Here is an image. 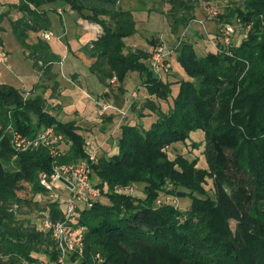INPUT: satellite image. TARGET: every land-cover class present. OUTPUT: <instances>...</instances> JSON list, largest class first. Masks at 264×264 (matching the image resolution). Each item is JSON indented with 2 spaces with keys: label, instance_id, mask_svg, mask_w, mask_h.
I'll return each mask as SVG.
<instances>
[{
  "label": "trees",
  "instance_id": "obj_1",
  "mask_svg": "<svg viewBox=\"0 0 264 264\" xmlns=\"http://www.w3.org/2000/svg\"><path fill=\"white\" fill-rule=\"evenodd\" d=\"M161 1L169 6L164 14L174 24V33L194 20L200 1L208 0ZM120 3L17 0L9 5L22 13L10 22L12 33L28 51L40 80L48 84L30 93L0 84V264H58L60 252L51 232L18 220L14 208L29 205L30 200L19 195L26 186L33 196L47 194L39 179L52 174L55 164L87 159L81 127L75 120L59 119L61 108L49 102L58 97L59 71L54 67L62 57L44 39L28 41L30 32L49 30V11L39 9L44 4L68 9L101 27L89 46V57L96 60L91 72L107 89L117 84L121 95L127 76L137 73L149 96L142 111L153 117L145 119L143 113L137 123H123L118 153L97 156L91 165V182L95 179L92 183L106 202L100 197L91 208L77 209L73 226L81 230L83 254L71 253L67 259L77 264H264V0H245L223 17L225 24L236 17L246 30L240 43L220 45L203 57L190 44L181 45L176 61L187 79L175 82H164L151 72L152 50L126 47L123 40L136 33V22ZM148 44L155 45L153 40ZM158 101L168 103L167 109ZM144 120L150 122L147 127ZM47 128L63 137L58 157L44 146L26 151L13 147V132L34 139ZM195 132L202 133L193 147L201 148L204 164L181 154L171 159L167 149L185 143ZM207 181L212 197L205 189ZM134 184L144 185V198L114 192ZM163 192L189 198L188 209L157 206ZM43 211L53 223L64 220L58 202ZM97 252L101 262L94 259Z\"/></svg>",
  "mask_w": 264,
  "mask_h": 264
},
{
  "label": "rangeland",
  "instance_id": "obj_2",
  "mask_svg": "<svg viewBox=\"0 0 264 264\" xmlns=\"http://www.w3.org/2000/svg\"><path fill=\"white\" fill-rule=\"evenodd\" d=\"M245 0H208V1H200L198 7L194 11V20L189 23L187 27L182 25L175 28L174 33L172 32L173 23L171 20L167 18L164 14L169 10V6L161 0H121L120 7L123 10L128 11H135V14L138 19L146 21L148 20L149 14L150 19L153 21L152 25L142 26L140 27L142 30H146L147 38L154 41L155 45L164 44L166 48L172 50V59L177 56L181 45L183 44H190L194 52L197 56L201 57L208 53H215L218 50L220 45H226L223 41V30L225 26L224 16H226L231 9H235L236 7H241ZM40 10L42 11H49L47 18L50 22L49 30L47 31L46 35L48 38L42 36L41 39L47 41L54 52H63V54L67 55V50L70 49L69 42L71 41V35L65 33V31H61L60 28L63 24L66 23L65 11L61 8L56 7V5H41ZM7 13V14H5ZM21 12L17 11L15 8H10L6 6L5 9L0 7V16L4 15L2 21L0 22V27L3 30L0 32V38L2 43L0 44V52L3 51L6 53V60L4 64L0 63V81L6 82H13V79L19 78L20 80L23 79H32L31 80H23L24 82H20V86H22L23 91L25 93L30 92H40L41 83L43 86L47 85L45 82L40 80L41 75L33 68V61L28 57V51L23 49L16 38L12 33V28L10 22L17 20L18 16ZM53 20V21H52ZM233 23L231 24L234 27V33L229 38L230 43L238 44L240 40L244 37L246 30H242L240 23L236 21V17L231 19ZM52 21V22H51ZM61 25V26H60ZM60 26V27H59ZM99 28L96 27V32ZM42 32V31H40ZM163 35L164 40H160V36ZM39 33L30 32L28 41L29 43L35 42L39 40ZM52 41L56 42V46L60 47V50L53 46ZM151 46V47H154ZM59 49V48H58ZM65 50V51H64ZM8 57V60H7ZM64 60V58H63ZM171 64V62H170ZM61 66V65H60ZM103 69V68H102ZM54 71L58 73V69L54 68ZM172 66L170 69V73H172ZM169 73V74H170ZM183 76L186 78V75L183 73ZM167 77V75H166ZM179 80V76H176ZM34 79V80H33ZM129 83L134 84L132 86L133 91L136 92L138 97L124 106L123 108V95L118 92V85L114 84L110 89H108V97L107 99L110 101L111 104L117 108L114 114H111L109 118H106L105 121L99 123L96 122L98 125L97 128H100L103 131H110L111 137H117L119 134L120 126L123 123L130 122V123H137L139 121V115L143 113H147V111H142L141 105L147 99L142 95L139 96L140 89V79L137 73L129 74L126 81ZM33 81H36L35 84ZM125 93L128 92L125 89ZM110 93V94H109ZM45 97L48 98V90L45 93ZM125 99V98H124ZM153 99V98H152ZM169 102V101H168ZM160 105H163L164 109H167L168 103H163L158 101ZM134 104V105H133ZM119 106V107H118ZM124 109V110H123ZM69 111V108L67 109ZM124 111L126 115L121 114ZM149 112V111H148ZM61 115H63V110L59 111ZM113 117H115V122H113ZM150 119H153L150 116ZM62 118H65L62 116ZM108 119V122H107ZM110 120V121H109ZM77 122V121H76ZM141 122V121H140ZM144 126L147 127L150 123L148 120L142 121ZM141 122V123H142ZM91 123L93 122H80L79 125L81 129L84 131H92V128L95 127ZM142 123V124H143ZM93 127H92V126ZM96 129V128H95ZM114 139V138H113ZM202 140V133L195 132L190 135V138L185 143H177L170 146L167 149L168 156L172 159L176 154L185 155L189 158H199L200 150L195 149L193 144L200 143ZM111 141V140H110ZM115 143L110 142L107 149L102 150L99 152L100 155H106L107 152H111L113 150V146ZM64 147V146H63ZM115 150V149H114ZM106 153V154H104ZM111 154V153H110ZM200 159V158H199ZM204 161L201 158L199 162V166L203 165ZM93 183H96L95 179H92ZM171 187V186H169ZM132 188V192H126V189ZM205 189L207 194L212 197V186L211 182L207 181L205 185ZM116 194H125L130 195L132 197L144 198V185L142 184H134L128 187H120L114 190ZM20 197L23 199L30 200L29 205L22 204L16 209V217L18 220L29 221L32 226H35L38 230L41 231L42 229V220L46 215V212L43 211L44 208L47 207L49 203L58 202L62 209H64V202L65 200L72 198V193L69 190H64L61 195L62 197L58 200L50 197V195L40 194L37 196H33L32 192L30 191L29 186L19 192ZM102 202H106L105 197H101L100 199ZM162 203L172 204L177 207L179 210L184 211L188 209L190 205V199L185 197H180L179 195H171L168 193H161L160 197L156 201V205H161ZM79 209H82L84 206L80 203H76ZM231 227L234 228L235 222L230 223ZM81 231V230H79ZM83 249V247H82ZM83 254V252H82ZM42 259L46 260L44 257ZM94 259L96 262H101L103 259L101 255L97 252L95 253ZM51 264V263H50ZM65 264H77V261H72L69 257L66 258Z\"/></svg>",
  "mask_w": 264,
  "mask_h": 264
},
{
  "label": "crops",
  "instance_id": "obj_3",
  "mask_svg": "<svg viewBox=\"0 0 264 264\" xmlns=\"http://www.w3.org/2000/svg\"><path fill=\"white\" fill-rule=\"evenodd\" d=\"M16 3L17 0H0V7H2V9H5L6 6L13 5ZM64 11L67 20L66 23L63 24V26L60 25L62 27L60 29L61 31H65V33L71 35V41L69 42L70 49L67 50V55L63 54V52H55L56 54L62 57V62L60 64L61 66H56L59 71L56 80L59 83L60 88L57 91L58 97L56 99H50L49 102L53 103L54 105H58L63 110V115L59 114L58 116V118L62 121L75 120L77 121L78 126H80V122H93L91 124L95 127L91 125L93 127L92 131L87 132L83 129L82 133L85 137V141L90 143V147L97 149V156H101V153L99 154V152L107 149L110 142L112 141L113 143H115L113 146V150L111 152H107V154H104H106L107 157L116 155L118 153V138L116 136L111 137L110 131H103L100 128H97V126H101L98 125L99 123L105 121L106 118H109L111 114H114L115 111H117V108L114 106V104H111L110 101L104 97V94L108 92V89L102 83H100L96 75L91 72V67L94 65L96 60L94 58L89 57V46L92 41H95L100 36L96 33V27L100 29L101 27L97 24H93L88 22L87 20L82 19L76 13L68 9ZM135 11L136 10H133L132 13L136 22V33L131 37L125 38L123 41L128 49H140L143 51L150 52L153 47L148 44V41L151 39L145 36L147 29L142 30L140 27L152 25L153 21H151L150 19V14L148 20L146 21L138 19L135 14ZM21 17L22 14H20L17 19ZM38 33L39 37L42 38V36H45L47 32ZM159 38L160 40H164L163 35H161ZM52 43L53 46L56 44L55 41H52ZM56 45L55 48L57 50H60V47ZM171 59L172 54L170 57V62L173 72L168 74L167 77H162V81L164 82L178 81L176 76H179V79L185 78L183 76V69L176 61V56L175 58H173L172 61ZM13 80V82L0 81V84H9L17 89L23 90L22 86H20V82H24L23 80H31L32 82V79L20 80L19 78H16ZM33 82L35 84L36 81ZM124 85L125 89H127L128 92L123 95L124 101L121 106L122 108L124 106H127V104H129L133 100L135 101V99L138 97L136 92L132 89V86H134V84H131L128 80H125ZM174 87L176 88V85ZM138 89H140L139 96L142 95L145 98L149 97L146 89L141 85V79L140 86L138 87ZM50 94L51 92L50 90H48V97L50 96ZM102 105H108L111 108L102 111ZM68 108L69 111H67ZM121 112V114L126 115L124 111ZM149 114L150 112L147 111V113L145 114V119L150 118ZM62 116H64L65 118H62ZM115 120V117H113V122H115ZM96 122L99 123L97 124ZM65 148H67V146H64V149Z\"/></svg>",
  "mask_w": 264,
  "mask_h": 264
},
{
  "label": "built area",
  "instance_id": "obj_4",
  "mask_svg": "<svg viewBox=\"0 0 264 264\" xmlns=\"http://www.w3.org/2000/svg\"><path fill=\"white\" fill-rule=\"evenodd\" d=\"M234 27L231 24H225L223 30V41L226 45L230 43L229 38L234 33ZM97 35L102 33L99 28ZM44 37L48 38L47 35ZM172 50L166 48L164 44L156 45L152 51L148 61V66L151 72L158 78L162 79L170 73L171 64L170 57ZM6 60V53L0 52V63ZM115 78L110 82L113 83ZM108 105H102L101 110L110 109ZM63 142L62 135L55 134L52 128H47L42 131L36 138L28 139L22 137L18 133H12V145L17 151H26L28 149L38 148L40 146L47 147L53 157H58L63 153L60 144ZM86 143L85 153L87 159L76 164L68 165H54L53 173L50 175L42 174L39 179L40 185L50 197L58 200L62 197L61 193L64 190H69L72 193V198L65 200L64 209L62 213L64 220L58 222H51L47 215L42 220V231H50L53 239L56 242L60 255L58 264H65L66 258L71 253L83 252V244L80 240V229L73 226L75 214L79 207L76 203L82 204L85 208H91L93 204L99 200L102 193L101 190L93 185L91 182V165L97 160V149L91 148L90 143ZM63 177L68 181L72 188H68L65 184L59 181ZM126 192L131 193L132 188L126 189Z\"/></svg>",
  "mask_w": 264,
  "mask_h": 264
},
{
  "label": "water",
  "instance_id": "obj_5",
  "mask_svg": "<svg viewBox=\"0 0 264 264\" xmlns=\"http://www.w3.org/2000/svg\"><path fill=\"white\" fill-rule=\"evenodd\" d=\"M59 181L65 184L68 188L70 189L72 188V185L68 181H66L63 177H60Z\"/></svg>",
  "mask_w": 264,
  "mask_h": 264
}]
</instances>
